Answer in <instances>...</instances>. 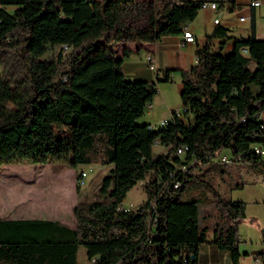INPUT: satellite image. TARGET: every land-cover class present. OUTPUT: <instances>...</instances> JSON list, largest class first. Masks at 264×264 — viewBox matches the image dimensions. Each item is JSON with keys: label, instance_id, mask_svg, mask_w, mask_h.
<instances>
[{"label": "trees", "instance_id": "1", "mask_svg": "<svg viewBox=\"0 0 264 264\" xmlns=\"http://www.w3.org/2000/svg\"><path fill=\"white\" fill-rule=\"evenodd\" d=\"M203 1L0 0V62L22 44L23 70L0 71V167L25 159L112 165L95 198L73 206L74 226L0 217V264H197L203 243L238 263L246 201L230 191L246 181L224 183L234 164L264 180L254 150L264 143V38L253 30L227 53L197 48V62L182 71L185 110L164 124L138 121L158 89L129 79L114 49L183 32ZM54 49L57 58H43ZM156 141L165 149L154 156ZM223 148L233 163L219 161ZM143 180L146 200L124 206Z\"/></svg>", "mask_w": 264, "mask_h": 264}, {"label": "crops", "instance_id": "2", "mask_svg": "<svg viewBox=\"0 0 264 264\" xmlns=\"http://www.w3.org/2000/svg\"><path fill=\"white\" fill-rule=\"evenodd\" d=\"M261 6H251L250 0H228L224 4L218 1L220 21L215 23L213 19L218 12L210 7L201 8L197 16L188 21L186 26L194 33V41H186L183 33L164 35L154 42H116L114 44L116 56H123V69L129 79H143L155 82L158 92L154 96L150 108L138 118L140 123H159L168 117L174 108L182 105L181 92L183 89L182 71L189 70L197 62V48L209 44L210 49L215 52L227 53L235 46L236 38L247 37L253 30L260 38L264 36V28L260 17L264 14V0ZM232 6V8H230ZM14 6H7V8ZM246 16L244 20L240 16ZM255 23V28L253 24ZM221 27V28H220ZM130 49L128 55H123V49ZM152 55V63L155 68L150 67L147 55ZM166 70H171L168 81L161 80ZM264 119V111L261 114ZM71 166L70 164H68ZM72 167V166H71ZM249 168L246 165L237 164V172H245ZM1 170V168H0ZM252 199L246 200L245 223L242 241L239 248L243 253L237 264L248 260V264H261L264 256V206L260 201L261 190L253 188ZM252 196V195H250ZM28 199V198H24ZM23 200V207L16 208L9 203L10 214L17 212L24 215L17 217H5L0 211V217L8 219L18 218H42L62 221L64 206L61 197L54 198L53 204L48 205L45 210H38L36 207L28 206ZM264 201V200H263ZM77 200L71 205V210ZM19 209V210H18ZM40 214V215H39ZM250 216L254 218L249 219ZM64 223V222H63ZM242 225V224H241ZM257 250L263 253L256 254ZM197 264H235L226 250H222L211 243H203L199 247Z\"/></svg>", "mask_w": 264, "mask_h": 264}, {"label": "rangeland", "instance_id": "3", "mask_svg": "<svg viewBox=\"0 0 264 264\" xmlns=\"http://www.w3.org/2000/svg\"><path fill=\"white\" fill-rule=\"evenodd\" d=\"M262 27L264 28V14L260 17ZM264 38V36H263ZM22 50V44L9 49L5 61L0 62V71L7 72L11 69L17 73H23L21 69L22 60L18 51ZM70 51V50H69ZM68 52L62 54L67 57ZM59 49L49 50L43 58L51 59L57 58ZM255 67V64H252ZM147 111V110H146ZM164 147L160 144L153 145V155L156 156L164 151ZM220 153H229L227 149L220 150ZM217 158V157H216ZM220 160V158H218ZM233 163V161L231 162ZM92 166L86 183L79 186L77 183V176L81 169ZM236 165H233L231 175H226L224 186H227L229 181H237L243 179L246 181L242 188H235L230 191V195L235 197H243L242 199H252L253 188L260 189V195L264 192V180L258 176L254 171L248 169L245 172H237ZM111 164H103L101 162H94L91 164H78L77 166H69L66 162L48 161L46 163L31 162L29 160L14 161L4 163L0 168V211L5 217L24 215L17 212L10 214L6 209L9 203H13L16 208L23 207L24 202L30 207H36L38 210H45L48 205L53 204L54 198L61 197L64 206V217L62 221L70 226H74L75 217L71 210V205L77 200L93 199L95 198L94 191L98 189L102 178L107 175L111 169ZM144 182L140 181L135 184L126 194L123 200V205L129 208H136L143 203L147 194L144 189ZM252 195V196H250ZM232 196V197H233ZM264 194L260 196L262 201L261 206H264ZM246 201V200H244ZM247 203V202H246ZM19 210V209H18ZM40 215V214H39ZM254 218L250 216L249 219ZM245 218L239 223L240 239L243 238L242 223ZM242 224V225H241ZM245 260L242 264H248ZM262 264V262H261Z\"/></svg>", "mask_w": 264, "mask_h": 264}, {"label": "built area", "instance_id": "4", "mask_svg": "<svg viewBox=\"0 0 264 264\" xmlns=\"http://www.w3.org/2000/svg\"><path fill=\"white\" fill-rule=\"evenodd\" d=\"M262 4H263L262 0H250L251 6H261ZM205 7H210V8H212L218 12V15L213 19V21L215 23H218L220 21V14H221L220 11L218 10L219 9L218 2L215 0H204L201 4V8H205ZM245 18H246V16H244V15L240 16L241 20H244ZM182 33H183V36H184L186 41H194V37H195L194 33L187 26H185L183 28ZM244 50L246 51V49H244ZM66 52H68V51H62L63 54H65ZM147 60L150 62V67L155 68L154 64L151 62L152 61V55L151 54L147 55ZM148 108H150V105L148 106ZM184 110H185V108L182 105L180 107L174 108L168 117L162 119L157 124L166 123L167 119L172 116L173 112H175L177 115H182ZM152 124H154V123H152ZM151 125H150V127H151ZM156 144L158 145V141H156ZM254 150L256 153H258L262 157H264V143L257 144L254 147ZM184 153H185V149L179 148V154L183 155ZM218 158L224 159V163H229V159H232L231 155H229V154H221L220 156H218ZM92 169H93V167L90 165L88 168H83L79 171L78 176H77V183L79 186H83L86 183V179L89 176V173ZM175 185L177 186V184H175ZM257 264H259V263H257Z\"/></svg>", "mask_w": 264, "mask_h": 264}, {"label": "bare ground", "instance_id": "5", "mask_svg": "<svg viewBox=\"0 0 264 264\" xmlns=\"http://www.w3.org/2000/svg\"><path fill=\"white\" fill-rule=\"evenodd\" d=\"M64 50L67 49V46H64L63 47ZM187 147H184V148H180V149H186ZM177 153L179 154V148L177 149ZM220 162L224 163V159H220L219 160ZM233 161V159H229V163H231Z\"/></svg>", "mask_w": 264, "mask_h": 264}]
</instances>
